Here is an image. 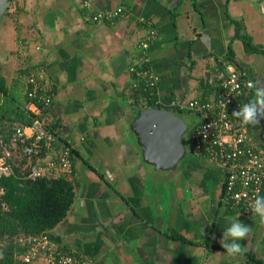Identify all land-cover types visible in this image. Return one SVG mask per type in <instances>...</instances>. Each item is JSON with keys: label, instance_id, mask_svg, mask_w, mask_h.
I'll return each mask as SVG.
<instances>
[{"label": "crops", "instance_id": "1", "mask_svg": "<svg viewBox=\"0 0 264 264\" xmlns=\"http://www.w3.org/2000/svg\"><path fill=\"white\" fill-rule=\"evenodd\" d=\"M88 1L91 10L84 0H12L0 22V73L13 93L25 102L19 70L46 72L56 138L46 158L73 149L75 201L50 241L90 264H264V224L223 202L225 167L195 156L187 136L174 170L145 161L132 125L150 107L135 104L129 70L149 59L165 103L216 100L222 70L264 84V0ZM119 7L116 21L93 19ZM184 114L195 116L190 129L201 121ZM237 219L252 231L232 256L220 240Z\"/></svg>", "mask_w": 264, "mask_h": 264}, {"label": "built area", "instance_id": "2", "mask_svg": "<svg viewBox=\"0 0 264 264\" xmlns=\"http://www.w3.org/2000/svg\"><path fill=\"white\" fill-rule=\"evenodd\" d=\"M85 7L91 10L92 5L84 0ZM126 11L119 7L109 12H97L95 21L113 22L121 18ZM156 37V31L151 30V40ZM148 43V42H147ZM147 43H141L148 48ZM30 47L26 41L19 42V54H24ZM37 51L41 50L36 46ZM147 59L144 66H131L130 72L137 80L132 89L142 92L141 103L155 102L157 105L169 108H179L182 112L201 115V121L190 131L191 152L213 163L222 165L227 170L224 183L223 202L242 210L245 214H254L252 205L257 196H264V149L251 135L248 129L232 118V110L238 100L250 97L254 82L245 79V74L226 72L224 70L214 75L219 86L216 100L191 99L188 101L171 100L167 103L156 97L158 82L153 71L148 67ZM17 78L25 85L27 97L26 110L29 111L32 122L29 125H17L8 144L4 145L5 154L0 156V180L12 172L8 159L11 151L22 146L27 163L23 173L25 178L36 181L46 177L47 173H57L71 176L73 173V149L70 142L63 146L56 156L46 158L43 154L53 151L56 138L49 120V110L53 105V95L49 93V81L44 69L26 68L19 70ZM145 93V95H144ZM167 109V108H163ZM21 144V145H20ZM7 147V149H6ZM107 178L113 180V174L107 172ZM2 193V190L0 191ZM24 247L22 264H90L82 258L55 246L48 233L32 235L20 239Z\"/></svg>", "mask_w": 264, "mask_h": 264}, {"label": "trees", "instance_id": "3", "mask_svg": "<svg viewBox=\"0 0 264 264\" xmlns=\"http://www.w3.org/2000/svg\"><path fill=\"white\" fill-rule=\"evenodd\" d=\"M246 45L247 48H251L249 40ZM262 54L264 55V51ZM11 89L0 73V156L5 154L4 145L11 140L15 127L29 125L32 122L30 113L25 108L27 97L25 102H22ZM132 91L133 100L136 105H139L143 93L133 89ZM254 97L253 91L250 97L238 100L235 107L239 109ZM148 104L150 108H167L177 113H184L179 108H169L153 102ZM231 116L245 125L259 146L264 149L259 124L246 125L241 118L233 114ZM190 131L191 129L185 138L187 136L189 139ZM46 154L47 152L43 155L46 157ZM8 163L11 165L12 172L0 180V191L2 190L0 193V264H22L25 250L20 239L48 233L60 224L69 214L75 201V191L73 181L65 175L46 176L36 181L25 178L22 173L27 159L22 146L18 150L11 151Z\"/></svg>", "mask_w": 264, "mask_h": 264}, {"label": "water", "instance_id": "4", "mask_svg": "<svg viewBox=\"0 0 264 264\" xmlns=\"http://www.w3.org/2000/svg\"><path fill=\"white\" fill-rule=\"evenodd\" d=\"M11 2L12 0H0V22ZM237 110L233 109L232 114ZM182 115L168 109L146 108L139 113L132 125L143 148L145 161L157 170H174L186 155L184 137L191 126ZM258 124L261 128L260 138L264 142V119Z\"/></svg>", "mask_w": 264, "mask_h": 264}, {"label": "clouds", "instance_id": "5", "mask_svg": "<svg viewBox=\"0 0 264 264\" xmlns=\"http://www.w3.org/2000/svg\"><path fill=\"white\" fill-rule=\"evenodd\" d=\"M249 87L255 88L254 99L234 112V115L241 118L246 125L258 124L261 119H264V84L257 80L254 84L250 83ZM252 210L260 217V223L264 224V197L257 196L255 198ZM251 231V227L239 219L229 221L228 226L223 231L220 244L229 255H238L244 250L240 241H244Z\"/></svg>", "mask_w": 264, "mask_h": 264}, {"label": "rangeland", "instance_id": "6", "mask_svg": "<svg viewBox=\"0 0 264 264\" xmlns=\"http://www.w3.org/2000/svg\"><path fill=\"white\" fill-rule=\"evenodd\" d=\"M8 11H9V9H8ZM4 18H5V20H6L7 15H5ZM5 20H4V21H5ZM18 49H19V43H18V47H17V52H18ZM182 117H183V119H184L187 123L190 124L191 127L193 126V123H192V122L194 121V117H195L193 114H184V113H183ZM191 127H190V128H191ZM189 130H190V129H189Z\"/></svg>", "mask_w": 264, "mask_h": 264}]
</instances>
